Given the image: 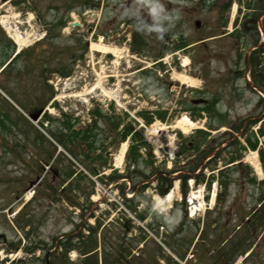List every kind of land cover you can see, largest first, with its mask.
<instances>
[{
	"label": "rangeland",
	"instance_id": "obj_1",
	"mask_svg": "<svg viewBox=\"0 0 264 264\" xmlns=\"http://www.w3.org/2000/svg\"><path fill=\"white\" fill-rule=\"evenodd\" d=\"M2 17L28 35L21 44L28 43V48L0 69V264H128L129 256V264H212L219 257L218 264H227V259L264 264V229L253 234L243 226L258 191L250 179L263 177L258 152L245 141L251 134L254 139L264 122V0H0V66L16 50L10 37L15 39L14 32ZM71 21L80 26L70 27ZM59 22L66 25L59 27ZM44 31L47 35L39 38ZM126 31L129 49L135 44L143 56L157 57L159 52L165 66L175 63L168 81L159 78L157 85L168 82L170 88L173 83V94L162 105L171 102L176 109L142 124L135 120L136 112L123 110L128 100L139 102L140 91L123 94L118 89L113 95L104 76L106 64L96 70V79L88 77L97 54H105L93 50V44L119 46L114 40ZM131 52L125 48L117 59L110 57L123 61L133 57ZM75 54L82 56L74 61ZM253 57L256 64L248 68L246 61ZM60 64L71 68L68 77L40 80L42 66L53 70ZM237 68L241 72L236 74L244 77L234 80ZM86 70L88 78H83ZM115 72L116 82L123 84L127 75ZM253 74L261 80L257 87L262 86V96L245 84V75L251 79ZM199 98L232 106L222 108V120L213 112L190 113L202 109L193 102ZM156 99L148 88L144 113ZM110 104L117 108L121 128L100 118V126L92 129L93 149L62 137L63 109L74 119L73 128L91 136L90 110L108 114ZM43 105L45 114L31 120L28 115ZM31 106L35 108L29 112ZM182 117L192 123L185 124L186 131L174 126ZM157 123L168 131H161L156 141L148 128ZM126 124L131 129L124 130ZM128 132V156L119 168L126 171L129 189L121 179L115 183L123 174L108 173L110 156L97 160L107 147L117 151L119 137ZM140 141L145 143L143 156L134 148ZM236 153L239 167L224 163ZM100 163L109 166L103 170L107 174L95 176L94 169H103ZM159 186L174 188L171 199H161L165 196H159ZM191 195L196 199L188 209ZM65 247L73 249L66 253ZM85 248L88 253L83 254ZM246 250L250 253L243 258Z\"/></svg>",
	"mask_w": 264,
	"mask_h": 264
},
{
	"label": "flooded vegetation",
	"instance_id": "obj_2",
	"mask_svg": "<svg viewBox=\"0 0 264 264\" xmlns=\"http://www.w3.org/2000/svg\"><path fill=\"white\" fill-rule=\"evenodd\" d=\"M128 33H129V31H126L124 34H122L119 38L116 39V41L118 42V45H125V43L127 42L126 38L128 36H130V35H128ZM123 38H125V40H123ZM128 46H131L130 43H128ZM132 48H133V51L136 55L139 54L141 56V54L143 53L142 50L140 49V47L135 46V44H133ZM128 50L131 51L129 49V47H128ZM97 56H99V57L96 60V62H97L95 64L96 66L94 67L92 65V67L90 68L91 69V75L88 76L87 70H86L85 73H83V72L81 73L82 76L84 75L83 78L89 77L91 79H96V76L99 75L98 71L102 70L101 68L99 69V67L102 66L105 69V64H106L107 73H105V75L104 74L103 75L105 76L106 80L109 82L110 92L113 93V95H116L115 92L118 89H119V91L124 92L123 94L130 93L131 91H140L141 92V93H139L141 99H136L139 102L136 103V101L134 99L128 100L127 104L129 106L127 108L125 105L123 107L124 111H126L128 113H131V111L132 112H143V110L146 109V105H143L142 102L144 104L148 103L145 100V98L147 96V89L148 88L153 89V92L156 94V98H157L156 99L157 104L152 105L148 109H150V110L155 109L156 111H159V112H163V111H167V110L173 111V109H176L177 104L174 105L171 102H169L170 105L168 103H166V105H164V106L162 105L165 102V100L168 97H170V95L173 94L172 90H174V89L173 88L171 89V86L173 85V83H171L170 88L168 87V84H167L168 82L167 83L166 82L159 83L157 85V81L159 78H162V79L166 78L165 81H168L167 80V75L169 74L168 70H170V69L172 70L171 63L173 64V60H171V62L168 63L167 66H165L162 63V56L161 57H154V60H152L151 62H147L148 57L143 56V55L141 56V58L136 56L133 59H131L129 62H128L129 59L119 61V62L116 61L114 58L111 59L110 56H112V54H104V55L97 54ZM254 60H255V58L253 57L251 60L249 59L246 61V65L248 66V68H249V65L251 64V62L253 64ZM86 66H88V64H86ZM164 66H165V69H162ZM55 69L57 70L55 72L54 71L53 72L44 71L42 78L50 75L51 73L60 74V73L66 72V70H64L63 68L56 67ZM97 69H98V71H96ZM237 69H239V70H237ZM237 69L233 71V72H235V74L241 72L240 68H237ZM117 70H123L124 73L122 74V76L127 75L126 78H121V80L124 81L123 84L116 82L117 73L115 71H117ZM248 71H249V69H248ZM164 73H167V74L164 75ZM232 76H233V74H232ZM169 77L171 78V73H170ZM243 77H244V74L239 75V76L236 74L235 80L242 79ZM250 82L252 84H254L252 79L250 80ZM251 83H245V84H246V86L249 87V86H252ZM121 84H122V87H120ZM227 97H228V95H227ZM176 101H177V99H176ZM199 101L197 102V100H193L194 103L200 104L199 106L203 107V108H204V106L206 108H208V107H215V105H218V101H211L210 98H208L206 100L203 98H201V99L199 98ZM115 103H116V101H115ZM119 105L122 106L123 104L122 105L119 104ZM225 106L229 107V106H232V104H230L228 102L226 103V101H225ZM110 107L111 108L109 110V113H114V114L117 113L116 112L117 108L113 104H110ZM136 107H137V109H135ZM151 111L153 112V110H151ZM111 119L113 120L114 117H111Z\"/></svg>",
	"mask_w": 264,
	"mask_h": 264
},
{
	"label": "bare ground",
	"instance_id": "obj_3",
	"mask_svg": "<svg viewBox=\"0 0 264 264\" xmlns=\"http://www.w3.org/2000/svg\"><path fill=\"white\" fill-rule=\"evenodd\" d=\"M2 23H3V25H5V27L7 29L13 30L14 36H15V40L18 41V43L20 45L23 44V43H26L28 41V40H26V37H27L26 36V33L20 35L19 32L17 31V29L13 28L14 27V24L12 23V21L9 18L2 17ZM72 24H74V22H72ZM114 42L118 43L117 41H114ZM124 47L126 48L127 51H129L128 50V46L126 44L125 45H119V46L114 45L112 47V46H108V45H104V44L99 43V44H93V47L92 48H93V50H95L97 52H100V53L112 54V56H115V58L117 59V56L123 54L122 51L125 49ZM133 56H135V55H133ZM187 60H188V58H184L183 59V63H187ZM173 78L178 79V80H180L182 82H186V83L190 84L191 86L194 85V84H196L195 81H192L190 79H187V77H185L183 75H174ZM172 88L173 87H171V89ZM185 124L192 125V123L189 121V119L187 117H182L179 121L176 122V124L174 126L176 128H178V127L180 128L181 127L184 131H186V128L187 127L185 126ZM148 130H149V133L152 136L156 137V140H158L159 133L161 131H165V130H166V132L168 131L167 130V127H165L164 124H158V123L155 126L154 125L153 126L151 125L148 128ZM124 150H125V144H122L121 148L119 149L118 153L115 155V158H114V161H115L114 164H115V166H120L121 161H122V157H123ZM254 154H256V153H254ZM256 164H257V162H256ZM257 167H258V170L260 171L261 169L259 168L258 165H257ZM260 173H261V171H260ZM173 191H174V188L169 193H167L165 195V197L163 196L164 198H161V199H163V201H167V200L171 199V195H172Z\"/></svg>",
	"mask_w": 264,
	"mask_h": 264
},
{
	"label": "trees",
	"instance_id": "obj_4",
	"mask_svg": "<svg viewBox=\"0 0 264 264\" xmlns=\"http://www.w3.org/2000/svg\"><path fill=\"white\" fill-rule=\"evenodd\" d=\"M35 107H30L28 108V111L31 112L34 110ZM70 134L69 133V139L68 141H72L70 138ZM258 134L263 136V140L261 145L259 146V160L261 163V167L263 170V174H264V122L261 124V126L258 128ZM247 143L249 146H251L252 148H255L257 146V137H255L253 140H251V136H249L247 138ZM65 144V143H64ZM239 167V164L238 166ZM247 167V166H246ZM252 182H255L256 186H257V204H253L252 207L250 208L249 213L247 214V219L243 222V226L244 229L253 233V234H258L262 229H264V176L261 179H256V178H251L250 179ZM251 233H249L248 235H250ZM68 247H65V250ZM87 248L84 249V253L86 251ZM88 252V251H86ZM220 259V257H219ZM218 260H214V262L212 264H218L221 263ZM219 261V262H218ZM218 262V263H217ZM231 262V259H227L226 263ZM224 263V262H223Z\"/></svg>",
	"mask_w": 264,
	"mask_h": 264
},
{
	"label": "water",
	"instance_id": "obj_5",
	"mask_svg": "<svg viewBox=\"0 0 264 264\" xmlns=\"http://www.w3.org/2000/svg\"><path fill=\"white\" fill-rule=\"evenodd\" d=\"M74 24H75V25H78V23H77V22H76V23H74ZM196 25H197V26L199 25V22H198V21L196 22ZM36 117H37V114L32 116V118H33V119H35Z\"/></svg>",
	"mask_w": 264,
	"mask_h": 264
},
{
	"label": "clouds",
	"instance_id": "obj_6",
	"mask_svg": "<svg viewBox=\"0 0 264 264\" xmlns=\"http://www.w3.org/2000/svg\"><path fill=\"white\" fill-rule=\"evenodd\" d=\"M157 7H159V8H161V9H162V7H163V6H162V5H160V4H158V5H157ZM165 18H166V16H165Z\"/></svg>",
	"mask_w": 264,
	"mask_h": 264
}]
</instances>
